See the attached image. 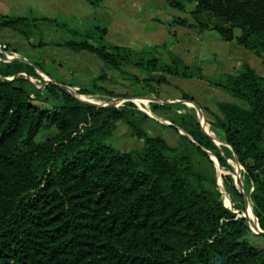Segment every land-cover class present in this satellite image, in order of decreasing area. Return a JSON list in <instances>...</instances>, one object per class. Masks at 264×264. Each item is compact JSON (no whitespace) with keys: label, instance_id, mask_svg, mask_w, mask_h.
Segmentation results:
<instances>
[{"label":"trees","instance_id":"1","mask_svg":"<svg viewBox=\"0 0 264 264\" xmlns=\"http://www.w3.org/2000/svg\"><path fill=\"white\" fill-rule=\"evenodd\" d=\"M85 1L97 9L103 0ZM165 2L188 16L173 17L169 27L215 31L222 42L264 54V0ZM71 25L67 19L0 14V30L16 33L32 48L47 46L42 27H48L69 36L50 45L89 53L102 63L89 83L69 85L77 95L103 92L99 82L116 84L105 72L110 70L141 87L139 96L158 98L161 86H171L169 77H178L204 82L234 102H216L210 110L180 91L175 105L151 104L154 112H181L172 119L179 143L170 146L161 135L149 134L150 118L131 101L84 103L59 87L65 84L52 79L42 63L23 62L1 45L8 56L0 54V264H264V248L250 241L243 216L248 212L264 232V77L240 62L234 74L208 78L198 62L188 66L166 45L161 48L169 63L158 47L134 52L106 42L100 25ZM184 103L200 108L225 146L205 134ZM119 122L142 141L140 149L111 145ZM48 127L57 133L35 143ZM191 147L204 158L209 152L224 170L231 169L225 153L233 154L249 188L250 209L227 175L222 180L236 204L227 207L206 187L216 181L195 169Z\"/></svg>","mask_w":264,"mask_h":264},{"label":"crops","instance_id":"2","mask_svg":"<svg viewBox=\"0 0 264 264\" xmlns=\"http://www.w3.org/2000/svg\"><path fill=\"white\" fill-rule=\"evenodd\" d=\"M27 13L29 15L44 16L50 19H67L74 23V26L79 29L86 28L92 25H100L106 28L105 41L109 44L131 49L134 52H141L152 47H158L159 56L161 60L164 58L165 50L161 47L166 45L169 51L175 56L179 57L188 66L195 62L200 64L201 69H205V65L209 63L214 57H219L215 54L217 47L219 51H224L228 48L230 50H238L234 47L232 42H222L215 34L208 32L206 34H198L193 29L184 28L179 25H173L171 28L168 24L173 17H188L182 13H178L169 8L165 0H103L102 6L94 9L85 0H0V14L18 17L19 14ZM49 28L42 27L43 33V49H48L49 53L42 55L41 50L32 48L28 42L23 41V48H13L21 57L31 56L34 59L39 57L42 65L47 60H52L55 63L66 62L68 66L72 65L74 61L77 62L81 71L90 72L87 64L83 65L78 61H85L87 63L97 64V67L103 69L102 63L89 53L84 54L83 59H77L72 53H67L64 48L50 45L60 41L57 37L56 31H49ZM6 29L0 30V32ZM228 45H224V44ZM210 45L209 48L207 46ZM41 49V48H40ZM66 52V53H65ZM75 53V54H81ZM62 54V55H60ZM59 55V56H57ZM258 56V58H261ZM220 59V57H219ZM221 62V59H220ZM240 62L248 63L260 76L264 77V60L251 63L249 60L241 61L237 58L229 56L223 60V69L221 74H234ZM90 74V73H89ZM109 74V73H107ZM218 75V76H219ZM109 77L112 75H108ZM206 77H212L207 75ZM114 78V77H113ZM189 82L196 89L201 91H212L218 93V89L203 85L201 81L195 79H179ZM171 86L179 90H175L178 95L181 91L176 77H169ZM197 82V84H196ZM200 84V85H198ZM104 88V87H102ZM161 87L159 91L161 92ZM192 97L199 105L204 108L214 110L213 105L216 102H228V97L221 95L215 96L213 93H207L208 97L203 100L208 103H201L192 94L186 93ZM203 97V96H202Z\"/></svg>","mask_w":264,"mask_h":264},{"label":"rangeland","instance_id":"3","mask_svg":"<svg viewBox=\"0 0 264 264\" xmlns=\"http://www.w3.org/2000/svg\"><path fill=\"white\" fill-rule=\"evenodd\" d=\"M186 15V14H184ZM31 15L27 13L19 14L18 17H30ZM71 21V20H69ZM71 26H74L73 21H71ZM169 27V26H168ZM48 28V27H46ZM171 28V27H169ZM50 29V28H49ZM51 30V29H50ZM49 30V31H50ZM52 32H55L54 30H51ZM212 34H215L218 37L217 32L215 31H210ZM57 37H59L60 41L66 40L69 38V36L66 33L63 32H56ZM219 39V38H218ZM23 40L19 35L16 33L6 30L0 32V46L1 45H8L9 47L13 48H23ZM27 42V41H26ZM25 45V44H24ZM228 45V44H224ZM234 47H237L238 50H230L228 51V48H226L224 51H219V47L216 48L215 54H219V57H214L209 63L205 65V69L203 71V74L205 76L211 75L212 77L208 78H216L220 72L223 69L222 64L223 60L226 59L229 56H232L241 61L244 60H249L252 64L257 62L258 60L261 61L262 59L264 60V54L262 55L261 58H258L255 54L251 53L250 51L238 46L234 42L232 44ZM11 47V48H12ZM31 47V46H30ZM210 45L207 46L209 48ZM41 48V49H40ZM38 48V50H41L40 53L45 56V54L49 53L48 49H43L42 47ZM67 53H72V55H75L77 59H83L82 56L84 54H75V52H71L68 49H65ZM65 52V53H66ZM157 53L159 54V51L157 50ZM62 55V54H60ZM86 55V52H85ZM33 56V55H31ZM31 56H26V57H21L25 62H30V63H35V62H40L39 57H36L37 59H34V57ZM59 56V55H57ZM63 56V55H62ZM164 60L163 62L169 63V57L167 55V51L164 52ZM97 59V58H96ZM46 62L44 63L43 69L50 74L51 78L54 80H58L63 82L65 87L68 88V90L76 95V88L69 86L70 84L73 85H85L91 81L92 78L96 77L99 75L101 72V68L97 67V64L93 63H87L85 61H78L81 64H87V67L89 66L90 74L88 72H83L79 69L77 62L74 61L72 65L68 66L66 62H60V63H55L52 60H47L45 59ZM98 60V59H97ZM99 63H101L98 60ZM41 63V62H40ZM264 67V65H263ZM131 72H133L132 69H129ZM106 74L109 73L110 77H114L116 80V84H111L108 82H99L98 85L101 87H104V91L101 93H98L96 95H79L80 99L85 102H90V103H96V104H114V105H120L123 101H131L134 103L138 109H140L143 113H145L149 118V122L146 125V129L149 132V134L152 135H161L170 146H176L179 143V137L178 134L175 133L173 126H175L172 123V119H174L177 114H181L178 110L176 111L177 114L174 112H168V113H162V112H154L151 110V104L156 103V104H170V105H175L179 103L178 101H181V94L178 95L173 86H161V92H159V97L154 98V97H149V96H139V93H144L141 90V87L139 86H133L127 81H124L120 79L119 75L110 70H105ZM107 74V75H109ZM50 77L43 76V79L45 81L50 80ZM178 85L180 86V89L184 93L192 94L193 97L197 98L201 103L207 104L208 102L203 100L204 97H208L207 95L211 92L213 93L216 97L219 96V92L221 95H224L228 97V102H234V100L228 96L227 94L219 91L218 93L212 92V91H201L200 89H196V86H192L189 82L179 80L181 78H178ZM186 80V79H185ZM33 85L36 87L42 86L40 82H37L36 80H31L30 81ZM197 84V82H196ZM207 85L206 83H202L203 85ZM200 85V84H198ZM204 85V86H205ZM176 87V86H175ZM210 87V86H208ZM179 91V90H178ZM180 93V92H179ZM208 93V94H207ZM203 96V97H202ZM153 100H156L155 102ZM164 100H167L165 102ZM188 109L194 110L197 117L200 119V122L202 124L203 129L214 139V142L218 147L225 146L222 141L219 139V135L216 133V131L211 130L209 126L206 124V120L204 121L203 119L206 118L205 115H200V113L193 107V105L189 103H184ZM209 104V103H208ZM213 108L215 109V105H213ZM57 133L56 127H48L42 129L38 135L35 137L34 142L35 143H41L47 138L53 136L54 134ZM182 132H180L181 134ZM111 145L121 151H129L133 149H140L142 147V141L137 138H133L129 134V129L126 127V125L123 122H119L117 129L115 130L112 139L110 140ZM192 150V157H193V163L195 166L196 170L203 171L207 173L209 178H214L216 181V186L211 185V183L206 182L205 185L207 188L210 190L215 191L219 196L221 197L222 201L224 204L227 205V207L232 206L233 204L237 203V200L233 196L232 192L230 189L226 186L224 181L222 180L223 175H227L231 181L233 187L237 190V192L241 195H244L247 197V192L249 191V188H247L242 169L239 167L235 162L233 158V154L230 153V155H227L225 153V157L228 161V163L231 166V169L224 170L221 169V167L215 163V161L212 159L211 154H207L208 158H204L201 156L195 149L191 147ZM228 151H230L228 149ZM248 218V225H249V230L251 235L249 236L250 241L257 247L259 248H264V237L261 235L257 234V230L254 226V219H250L249 216Z\"/></svg>","mask_w":264,"mask_h":264},{"label":"water","instance_id":"4","mask_svg":"<svg viewBox=\"0 0 264 264\" xmlns=\"http://www.w3.org/2000/svg\"><path fill=\"white\" fill-rule=\"evenodd\" d=\"M22 60V59H21ZM23 61V60H22ZM23 62H25V61H23ZM51 80H47V82H50ZM59 87H61L62 89H64V90H66V91H68L69 93H71L69 90H68V88L67 87H65V86H63V85H60L59 84ZM71 94H73V93H71ZM73 95H75V94H73ZM75 97L76 98H78L80 101H82L81 99H80V97H79V95H75ZM154 102L156 101V100H153ZM165 102H167V100H164ZM82 102H84V103H87V104H91V105H101V104H96V103H90V102H85V101H82ZM178 102H181V101H178ZM103 105H112V104H103ZM191 105H193V107L200 113V115H202V113H201V111H200V108L199 107H197L196 105H194V104H191ZM203 120H205V119H203ZM201 123V122H200ZM201 126H202V124H201ZM203 128V127H202ZM204 130V129H203ZM204 132H205V134L214 142V139L212 138V136H210L205 130H204ZM181 134H183V133H181ZM215 143V142H214ZM216 144V143H215ZM205 153L206 154H210L209 152H207V151H205ZM243 196V199H244V203H245V207L246 208H248V207H250V203H249V200H248V197H246V196H244V195H242ZM247 220H248V218H247V216H248V212H246L244 215H243ZM257 234L258 235H261V236H264V232H262V231H259V230H257Z\"/></svg>","mask_w":264,"mask_h":264},{"label":"built area","instance_id":"5","mask_svg":"<svg viewBox=\"0 0 264 264\" xmlns=\"http://www.w3.org/2000/svg\"><path fill=\"white\" fill-rule=\"evenodd\" d=\"M4 54V55H7V54H5L4 52H3V50L1 49V47H0V54ZM8 56V55H7Z\"/></svg>","mask_w":264,"mask_h":264},{"label":"bare ground","instance_id":"6","mask_svg":"<svg viewBox=\"0 0 264 264\" xmlns=\"http://www.w3.org/2000/svg\"><path fill=\"white\" fill-rule=\"evenodd\" d=\"M248 209H250V207H248Z\"/></svg>","mask_w":264,"mask_h":264}]
</instances>
